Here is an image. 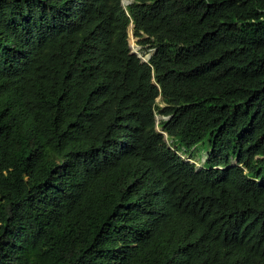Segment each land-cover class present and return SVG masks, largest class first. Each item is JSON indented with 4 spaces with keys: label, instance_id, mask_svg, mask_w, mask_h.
Instances as JSON below:
<instances>
[{
    "label": "trees",
    "instance_id": "1",
    "mask_svg": "<svg viewBox=\"0 0 264 264\" xmlns=\"http://www.w3.org/2000/svg\"><path fill=\"white\" fill-rule=\"evenodd\" d=\"M0 264H264V0H0Z\"/></svg>",
    "mask_w": 264,
    "mask_h": 264
},
{
    "label": "rangeland",
    "instance_id": "2",
    "mask_svg": "<svg viewBox=\"0 0 264 264\" xmlns=\"http://www.w3.org/2000/svg\"><path fill=\"white\" fill-rule=\"evenodd\" d=\"M128 1H130V0H128ZM128 38H129V45H130V50H131V52L132 53H137L138 55V57L139 58H141V54H139L138 52H137V47H138V45H136V39L135 38H133L132 37V35H131V33H129V36H128ZM146 58V57H145ZM161 119V117L160 116H156V121H159ZM204 154H203V152H202V149L199 147V150L198 151H196L195 152V154L193 155V157H194V159L196 160V159H202L203 157H205V155L203 156ZM205 159V158H204ZM204 159L201 161V163L204 161ZM195 164H196V166L197 167H200L201 166V163L199 162V161H194V160H192Z\"/></svg>",
    "mask_w": 264,
    "mask_h": 264
},
{
    "label": "clouds",
    "instance_id": "3",
    "mask_svg": "<svg viewBox=\"0 0 264 264\" xmlns=\"http://www.w3.org/2000/svg\"><path fill=\"white\" fill-rule=\"evenodd\" d=\"M123 3H124L126 6H128V5L130 4V1H128V0H123Z\"/></svg>",
    "mask_w": 264,
    "mask_h": 264
}]
</instances>
